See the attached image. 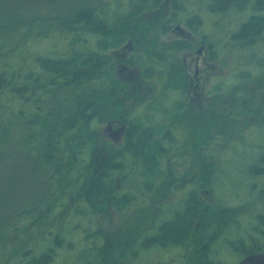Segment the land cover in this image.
I'll list each match as a JSON object with an SVG mask.
<instances>
[{"label":"trees","instance_id":"16d2710c","mask_svg":"<svg viewBox=\"0 0 264 264\" xmlns=\"http://www.w3.org/2000/svg\"><path fill=\"white\" fill-rule=\"evenodd\" d=\"M30 1L20 6L15 2L21 0H14L16 13L0 10V150L14 146L29 154V168L41 167L43 179L35 186L41 182L46 186L42 196L36 194L34 200L12 201L9 193L13 190L5 189L0 169V264H107L108 230L102 219L98 224L95 221L114 211L124 221L123 229L117 227L118 234L126 238V250L136 261L139 255L174 249L171 243L177 244V238H183L187 246L202 243L200 238L191 242L204 210L197 194L203 188L199 178H206L208 183L215 180L210 185L216 189L221 164H210L218 172L214 179L208 175L209 169L199 171L201 176H184L191 174L189 166L194 156L201 159L202 151L210 144H223L228 125L237 120L214 111L211 114L219 117L212 124L219 132L207 128L208 112L193 106L186 96L189 75L176 56L192 50V43L184 38L162 40L160 33L169 32L166 25L128 59L139 79L159 83L155 97L138 105L139 112L133 116L130 109L120 110V103L134 89L119 76L117 62L106 53L137 34L138 18L168 3L166 24L184 25L209 46L213 61L242 51L251 54L252 62L244 63L247 68L236 69L231 76L238 85L231 84L225 90L221 81L212 89L215 102L222 100L225 90L235 102V113L246 117L258 94L257 89L248 88L251 78L263 86L264 95V0H110L107 6L98 0H68L69 12H77L72 16L58 10L64 0ZM31 5H36L35 11H30ZM82 23L86 26L82 32L85 36L78 27ZM73 31L74 37L69 34ZM52 35L65 46L49 47L43 53L30 48ZM81 41L91 42L94 47L82 50L77 46ZM260 99L263 105L260 103L259 108L264 110V96ZM188 117L192 120L187 126ZM113 118L129 125L122 148L106 141L99 130ZM225 119L226 125L222 123ZM252 121L246 119V127L242 125L237 131L241 135L247 131L243 140L248 141H243L242 146L254 144L264 129V119L258 120L256 126ZM180 126L185 129L182 131ZM208 132H212L209 139ZM189 139L188 154L180 152ZM229 146L225 151L238 145ZM172 156L173 162L188 166L179 178H184L183 182L172 183L178 197L175 202L159 204L158 215L155 211L147 213L153 204L148 198L159 196L167 181L156 176L163 172L154 167L168 164L165 160ZM250 160L246 164L249 190L245 204L254 198L259 201L251 209L246 226L242 228L238 222L233 227L234 239L227 237L221 227L219 237L205 249L220 262L229 253L237 252L244 258L264 252V152ZM123 166L130 167L125 170ZM131 170L135 177L132 188V183L124 185L130 181L125 175ZM143 172L149 182L144 181ZM2 175L4 181L12 178L11 172L7 176L3 170ZM221 186L217 187L220 191ZM38 200L45 203L43 210L36 208ZM219 201L220 210L228 212L230 207ZM136 208L148 216V232L144 226L130 223V213ZM216 240H221L219 245H225L224 249H213ZM77 241L81 242V250ZM70 256L78 260L71 261Z\"/></svg>","mask_w":264,"mask_h":264},{"label":"rangeland","instance_id":"374dc122","mask_svg":"<svg viewBox=\"0 0 264 264\" xmlns=\"http://www.w3.org/2000/svg\"><path fill=\"white\" fill-rule=\"evenodd\" d=\"M75 1L79 3L81 0H75ZM109 1L110 0H98V2H102L101 4L102 6H107ZM67 2L68 0H64V3H62L61 7L59 6L58 10H60V12H63V14L65 15L68 14V16L69 14L71 16L72 14H76L77 13L76 10H74L71 13L69 12L70 9L67 8L66 5ZM16 3H18V5L20 6L22 5L25 6V3H28L29 5L31 4V1L27 0L25 2H22L21 0V3L15 2V4ZM167 4H163L158 9L149 11L144 15H142L140 18H138L136 21V26H138L137 34L127 39L122 44L121 47H118L113 50H109V52L106 53L109 54V56L112 57L117 62L118 68L124 67V69L120 71V75L124 79H129L131 88L132 85L134 86V88H138L137 91H134L133 93H130L128 95L126 94L125 97L126 101L120 107V110L122 111L129 112L130 109L131 116L134 115L135 112L134 110L136 106L143 104L144 102L149 100L148 97L150 99L155 97L159 89V83L156 80L144 79L143 77L139 79L138 73L134 72L135 71L134 66L130 64L127 60L128 55L124 57L120 54L116 55V53L119 51L124 52V49L126 48H124L123 46L126 47L129 41L133 42L132 45L136 49L139 48V46H144L149 41V37L153 35L156 32V30L160 29V27L163 25H166L169 28V32L167 34L160 33L161 35L160 38L162 40L173 41L183 37V36L180 37V35H177L175 32V29L178 26L177 24H168V25L166 24V19L170 12L169 4L168 5ZM31 6H29L30 11L31 12L35 11L34 8H36V5H34L33 7ZM0 10H5L4 12H9V13H16V10H18V6L14 5V0H0ZM78 27L80 28L81 35L85 36V34L82 33L83 29L84 30L86 29L85 24L82 23ZM182 27H184L187 31H190L184 25H182ZM70 33L74 37V31L69 32V34ZM189 35H191L189 37V40L192 43L193 49L187 52L178 53L176 55L177 58L180 59L184 64V66L186 67L189 75V80L187 83V91L185 92L186 96L188 97L189 101L193 106H195L196 108H200L203 106L204 109L203 108L201 109L204 110L205 112L206 111L208 112L207 117L205 116L204 117H205V121H207V128L210 130L213 131L215 130L212 122L213 119L219 117V115L217 116L211 114L214 111H222L221 116H225L223 114H227L226 118L237 120L236 123L232 124V126L228 125L227 130L225 131L226 134L223 137V144H215V143L210 144L208 146V149L205 150V152L202 151L201 153V157L203 159L202 158L200 159L199 156H194L192 167L190 168L191 174L193 175L199 174L200 176L203 175L200 173L202 169L204 170L209 169L210 172L208 175H211V177L213 178L217 176L218 172L214 171L212 169L213 167L210 164L213 163L219 165L221 164L219 166L220 170L218 169L220 171L218 174L220 179V184L218 183L216 185V189H213V187L210 185L214 183L215 180L214 181L212 180L211 183H208L206 181V178H202V177L199 178L200 182L203 185V188L198 190L197 194L200 197L199 203H201V205L204 206V210L201 215V220H199V222L196 225L197 229H195V231L192 233L194 239L191 242L200 238L202 243H199V245L190 244L187 246V244L189 243L182 242L183 238H177V239L174 238L177 243V244L171 243L172 247L175 246L174 249H169L168 251H160V252L155 251L149 253L146 257H142L141 255H139L140 258H138L136 261L134 258L130 257L131 255L126 250L127 249L126 246L128 245L126 238H124L122 234H118L117 231L118 225H119V229L120 227L123 229L124 226V224L121 225V223L124 222L121 214L118 213V211H116L117 213L115 211L112 213L109 212L102 214L100 217L98 216V219H96L95 221V223L98 224L99 222H101L100 220L102 219L105 222V228L109 231V232L106 231V234H108L110 238V246L106 248L107 264H236L242 258L237 254V252L229 253V256L225 254L224 255L225 260L223 262H220L218 260H215L213 255L210 256L209 252L207 253L205 249L210 244H212L213 239L215 240L216 238L219 237L218 235L221 234L220 233L221 227H224L223 232L227 231V237L234 239L236 234L233 233V230H235L233 227H235V225L238 224L239 222V225L242 228H244V226H246L245 225L246 219L251 214V209H255L256 205L258 204V202L256 201L259 200L255 198L254 201H251L248 205L245 204L247 202V195L249 190V187L247 186V175L249 173H248V165L246 164L251 162L250 159H252V157L254 158L256 155L258 156L262 154V152H264V129H262L259 132L254 144L252 145L246 144L243 146H242V142L248 141V140H243L245 137L243 135L247 134V131H245L243 135H241V133L237 131H239L238 129L242 125L246 127L245 124L246 119L253 120L252 123L255 124V126L258 120L261 121L262 119H264V110L259 108L260 103L261 106L263 105L260 99L262 96H264L261 93V88L263 86H261L257 82L254 83L252 80L253 78H251V82L248 85V88L249 90H253L254 88L257 89L258 94L254 102L251 103L250 112L247 113L246 117H244L245 115L238 116V114H236L235 111L233 110L235 102L230 97H227V93H225L224 91L227 89V87H230L231 84L232 85L239 84L236 83L235 77H231V76L236 72V69L245 70L247 68L246 65H244V63L252 62L253 59L251 54L250 53L246 54L245 52L242 51L235 53L234 55L224 56L215 61H211L209 59L211 52L210 50H207V46L204 45L206 49L203 51L202 59L199 63V66L196 67L195 63L198 55L197 52L198 50H200L203 44H201L197 36L192 34V32ZM83 36L82 39H84ZM86 37L89 38V36ZM62 46H65L63 42L61 41L57 42L56 36L52 35L47 40L38 42L35 45L32 44L30 48L33 50V52L43 53L49 47L61 48ZM77 46H81V49L83 50L84 48L86 49V46L94 47V44H91V42L86 44L85 42L81 41ZM196 69H199L201 71L199 80L195 76ZM135 79H139L140 80L139 83H137ZM221 81L224 82L223 84H225L226 87L225 90H222V96H224L225 98L223 97L222 100H220L219 102H215V96L214 94H212V89L215 85H218L219 82ZM138 92H140L138 94L139 96L136 95ZM191 120L192 117H188L185 120V125L188 126ZM226 121L227 119L223 120L222 123L226 125L225 123ZM124 125L122 124L110 125V123L105 121V123H103V125L100 126L99 130L102 131L103 138L106 139V141L111 142L115 148H122L125 144L126 134L129 129V125L127 124ZM177 127L178 126H176V128ZM249 127L247 128V130L249 129ZM158 128H156V130ZM179 128L182 131L183 129H185L184 126H180ZM217 132L219 131L218 130L214 131V133ZM211 135L212 132H208L207 138L209 139ZM246 137L249 139L248 135H246ZM186 143L187 144L183 148V151L180 152H184V153L188 152V150L190 149L189 148L190 139L189 141L187 140ZM230 144L233 146L236 145L238 146L236 149L225 151V149L230 147L229 146ZM0 153H1L0 169H2L1 181H3L2 184H4L5 189L7 191L11 189L13 190V193H9L12 196V201L17 200L23 203V202H27L28 200L30 201L34 200L35 199L34 196H38L36 194H39V197L40 195L42 196V193L45 192L44 186L46 185H44L41 182L39 184L40 186L38 185L35 186V182H39L43 178L41 177L42 173L40 170L41 169L40 166L36 165L35 170L33 168L32 169L29 168L32 160L31 156L25 152H21L19 150V147H14V146L3 148L2 150H0ZM172 158L173 156L165 160V162L168 163L167 165L170 166L167 171L169 175L165 176V179L167 180L166 184L161 188L162 190L160 191L159 196H150L148 198V201H150L153 204L151 207L152 209L149 208V210H147V213L151 211H155L153 213H156V215H158L159 211L156 210H158L159 204L175 202L178 197L173 191L174 189L172 187V183L183 182L184 178L176 180L172 176L173 172L177 173L176 167L179 166L177 162L172 161ZM33 164L34 163H32V165ZM129 167L130 166L126 168V166H123L125 170L129 169ZM154 168H156V166ZM3 170L5 171L7 176L11 172L12 178L10 181L9 180L4 181L2 175ZM132 172L133 171H130L129 175ZM179 172L182 171L180 170ZM115 173H119V172L117 171ZM129 180L130 181L128 183L125 182L122 183H125L124 185H128V184L130 185L132 183L130 185V187L132 188V185L135 182L134 175L131 178H129ZM218 185L220 186L222 185L221 191L220 189H217ZM33 190L34 193H32ZM219 200L223 201L227 206L230 207V210L228 212L223 213V211L220 210L221 206L219 204L220 202ZM38 202L40 201L38 200ZM241 203H243L242 207L240 206ZM44 204L45 203H41V202L35 203L36 208L40 210H43L45 208ZM2 214L3 216H6L5 214H7V212ZM130 215L131 216H129V219L131 224L136 223L140 227L144 226V231L148 232V224H150V220L148 219V216H146V214L143 213L142 209L136 208L130 213ZM243 220L244 223H242ZM203 232L205 234L206 232L209 233L205 235ZM217 241L218 240L214 241L213 245ZM220 242L221 240H219L217 244L213 246V249L218 247L224 249L225 245L223 246L219 245ZM76 245L78 246L79 249L82 247L80 241H77ZM69 259L71 261L78 260V259H74L71 256L69 257ZM212 261H216V262L211 263Z\"/></svg>","mask_w":264,"mask_h":264},{"label":"flooded vegetation","instance_id":"af4514ba","mask_svg":"<svg viewBox=\"0 0 264 264\" xmlns=\"http://www.w3.org/2000/svg\"><path fill=\"white\" fill-rule=\"evenodd\" d=\"M189 34H191L189 31H187ZM189 34H187V35H185V36H183V37H181V38H184V39H189V37L191 36V35H189ZM130 42V41H129ZM200 42H201V44H203L202 45V47L200 48V49H202V51L201 52H199V50H198V55H197V60H196V67H198L199 66V63H200V61H201V59H202V55H203V51L206 49V47L205 46H207V50H209V46L207 45V44H205V43H203L201 40H200ZM133 43V42H132ZM129 44V43H128ZM127 44V45H128ZM205 45V46H204ZM124 48H126L125 46H123ZM136 48L132 45V47L131 48H126V49H124V52L122 51H119V52H117L116 53V55L117 54H120V55H122V56H124V57H126L127 55V60L129 59V57H130V55H132L133 54V52H134V50H135ZM125 50H127V51H125ZM189 51V50H188ZM184 52H187V51H184ZM130 54V55H129ZM208 58V57H207ZM212 56L210 55V57H209V59L211 60V61H213L212 59ZM208 64V63H207ZM124 68L122 67H120V68H118L117 69V73L119 74V76L121 77V75H120V71L121 70H123ZM125 71V70H124ZM200 74H201V71L199 70V69H196V72H195V76H196V78L199 80V76H200ZM124 79V78H123ZM125 81H128L129 82V79H124ZM135 81L137 82V83H139L138 82V79H135ZM137 87H138V85H137ZM131 89H134V91H137V88H134V86L132 85V88ZM125 99L120 103L121 105L123 104V103H125ZM146 103V102H145ZM144 104V103H143ZM118 107V106H117ZM200 108H203V106L202 107H200ZM115 109H117L116 107H115ZM135 112L134 113H136V112H139V107L138 106H136L135 107V110H134ZM108 123H110V125L111 124H116V125H118V124H122V125H124V124H126L124 121H122V120H120V119H116V118H113V119H111V120H109V121H107ZM128 125V124H127ZM125 126V125H124ZM107 131V130H106ZM119 132V131H118ZM117 133V132H116ZM125 133V132H124ZM169 165H167V164H162V165H157L156 166V168L158 169V170H161L163 173H161V174H158L157 176H159L161 179H165V176H167V175H169L168 174V169H169ZM188 166L187 165H183V164H179V166H177L176 167V169H177V173L175 172H173V174H172V176L175 178V179H179L180 177H182V176H184L185 174H184V168H187ZM190 168L192 167V165H190L189 166ZM182 171V172H179V171ZM132 171V170H131ZM130 172V171H129ZM129 172L125 175L127 178H131L134 174L133 173H131L130 175H129ZM172 173V172H171ZM194 176L193 174H189V175H185L184 177H185V179L186 178H188L189 176ZM196 176V175H195ZM143 178H144V181H146V182H149V176H147L144 172H143ZM117 182H119V179H117ZM117 184H120V183H117ZM174 189V188H173Z\"/></svg>","mask_w":264,"mask_h":264},{"label":"water","instance_id":"95a60500","mask_svg":"<svg viewBox=\"0 0 264 264\" xmlns=\"http://www.w3.org/2000/svg\"><path fill=\"white\" fill-rule=\"evenodd\" d=\"M175 32L177 35H180V36H185V35L189 34L187 32V30L184 27H182L181 25H178L176 27ZM131 47H132V41L129 42V44L126 46V48H131ZM201 51H202V49L199 50V52H201ZM236 264H264V252L250 254V255L242 258Z\"/></svg>","mask_w":264,"mask_h":264}]
</instances>
